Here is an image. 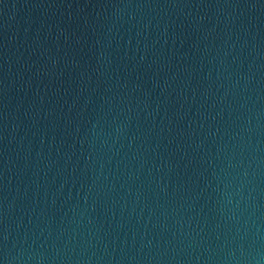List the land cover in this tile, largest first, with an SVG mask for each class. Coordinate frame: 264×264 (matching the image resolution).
<instances>
[{
	"label": "water",
	"instance_id": "water-1",
	"mask_svg": "<svg viewBox=\"0 0 264 264\" xmlns=\"http://www.w3.org/2000/svg\"><path fill=\"white\" fill-rule=\"evenodd\" d=\"M0 264H264V0H0Z\"/></svg>",
	"mask_w": 264,
	"mask_h": 264
}]
</instances>
